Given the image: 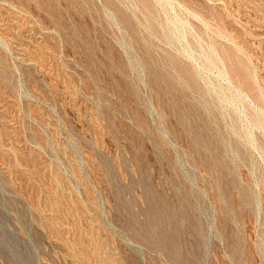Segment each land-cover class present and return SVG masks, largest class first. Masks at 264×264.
Wrapping results in <instances>:
<instances>
[{
	"label": "rangeland",
	"instance_id": "obj_1",
	"mask_svg": "<svg viewBox=\"0 0 264 264\" xmlns=\"http://www.w3.org/2000/svg\"><path fill=\"white\" fill-rule=\"evenodd\" d=\"M0 264H264V0H0Z\"/></svg>",
	"mask_w": 264,
	"mask_h": 264
}]
</instances>
